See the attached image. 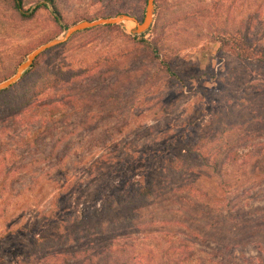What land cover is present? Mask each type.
Segmentation results:
<instances>
[{"label": "rangeland", "instance_id": "1", "mask_svg": "<svg viewBox=\"0 0 264 264\" xmlns=\"http://www.w3.org/2000/svg\"><path fill=\"white\" fill-rule=\"evenodd\" d=\"M39 1L46 0H24L21 12ZM55 2L61 23L53 21L51 5L37 4L24 18L1 5L0 81L30 50L59 36L62 27L117 11L141 20L145 4ZM156 5L166 30L161 36L158 29L145 35L157 44L161 40L159 52L181 68V82L165 80L146 48L127 39L126 22L74 33L41 53L33 70L29 67L0 92V155L5 158L0 163V264H58L77 247L106 262L108 246L116 242L133 244L143 264L173 259L170 245L207 264H264V250L254 243L264 242V72L250 71L228 48L217 49L212 35L222 25L241 24L264 44V0H156ZM110 57L121 58L122 69L115 72ZM88 66L87 74L67 79L68 72ZM47 82L49 94L67 89L79 106L51 117L46 107L38 108L50 99L46 93L33 96L34 89ZM27 98L35 102L31 109L12 115L14 105ZM180 133H189L181 148ZM221 145L222 166L213 173L197 167L187 171L184 179L195 189L146 204L132 219L139 228L119 225L116 235H125L123 240H104L111 235L106 223V235H91L88 243L56 244L62 234L104 224L121 212L129 216L126 209L86 215L113 191L134 188L142 174L157 179L170 157L189 159ZM232 153L236 158L227 160ZM38 237L54 243L45 257L42 246L34 247ZM72 260L65 264L80 263V258Z\"/></svg>", "mask_w": 264, "mask_h": 264}, {"label": "trees", "instance_id": "2", "mask_svg": "<svg viewBox=\"0 0 264 264\" xmlns=\"http://www.w3.org/2000/svg\"><path fill=\"white\" fill-rule=\"evenodd\" d=\"M24 0H0V7L1 5H5L6 9H9V11H12L20 18H24L25 14L21 12V8L23 6ZM37 1V0H35ZM51 6H52V12L56 13V15L59 16V11L56 6L55 0H46ZM145 0H142V3L144 4ZM44 5V4H41ZM145 6V4H144ZM153 6H154V18L152 19L149 27L142 33L136 34V35H129L124 34L127 39L136 41L137 44L141 45V47L146 48L147 52L151 54V57H153L154 61L159 65L160 69L165 74V80L169 79L173 82H181L182 77L181 75V68L175 66L174 64L170 63L168 59H166L163 55L160 54V48L163 47L161 40L160 44H157L153 39H148L145 35L149 32V30H155L158 29L160 36L165 32L166 28L159 22V12L158 7L156 5V0H153ZM221 6V1H219L216 4V7ZM39 7V6H37ZM4 10L3 8H1ZM200 11H204V8H202ZM117 13H125L129 14L131 16H134L126 11H117ZM52 14V13H51ZM58 16H51L53 21H56V17ZM114 27V26H110ZM248 30H246L245 26L241 24H236L232 27L229 26H221L218 29H215L213 32V38L214 43L217 45V49H223L228 48L232 56L241 64L245 65L246 67H249V70L252 72H264V44H261L259 40L255 38H251L248 34ZM73 35V34H72ZM71 35V36H72ZM70 38V37H69ZM68 38V39H69ZM48 50V49H47ZM46 51V50H45ZM44 52V51H43ZM42 52V53H43ZM38 57V56H37ZM36 57V58H37ZM36 58L33 60L30 68H35L37 66V60ZM112 63L110 64V67H113V70L115 68H120L118 65L121 64L120 59L117 57H110ZM107 62V59H104L102 61V65H105ZM101 64V63H100ZM89 68L83 67L82 70L73 72H68L67 79H72L73 77H77L80 75V73L87 74L91 66H88ZM116 72V70H114ZM53 81H56L54 79ZM50 82H47L45 85H38L34 89V95H39L46 93L50 100L44 101L40 104H37L36 106L38 108L46 107L47 114L51 117L55 115L58 112L64 111L66 108L69 107L73 108L76 106H79L77 103V97L75 94L67 91V89H63V94H60L59 96L56 95V93L49 94L50 88ZM3 90H0V92ZM30 98V97H29ZM27 98L24 102L14 105V107L11 109L12 115H16L19 109H22V111H28L31 109L32 105H34L35 102L28 103ZM5 114V113H4ZM181 134V133H180ZM183 137V138H182ZM185 137H189V133L181 134L180 138H177L178 141H180V148L183 145L185 141ZM179 144V143H178ZM196 145V142L192 144V147ZM179 148V149H180ZM222 145L218 146L216 148V152H195V154L191 155L189 159L183 158L181 156H185V154H180L178 157H170L167 159V164L160 168L158 173V178L154 179L149 177V175L143 176L140 175L137 180V184L134 188H130L129 190H125L123 192H116L113 191V196L109 198V200H103L102 203H100L97 207L90 209L87 212L88 217H98V216H108L112 212L116 210H123L126 209L127 213H129V216L122 213L119 214L118 218H114L112 221H104L102 223H98L99 225H95L94 227H90L88 229H85L84 231H75L74 233L68 232V234H62L58 239V246L64 247L65 242H68L69 240V246H75L82 241L87 242V239L91 235H106L105 228H107V224H109V227H111L110 230V237L104 240H114L118 239L117 241L123 240V237L125 235L117 236L116 233L120 231L118 228L120 227V224H123V228H128L131 226H134L136 228H139L141 226H137L136 224H132V219H138L141 214V209L145 207L146 204L152 203L155 201H164L167 198L171 197L172 193L175 192H182L184 189L188 190H194V186L189 183L186 179H184L185 173L192 169L193 167H197L198 169H201V171L207 172V173H213L215 171V168L223 165V161L220 162V157L218 155V151H221ZM233 157H226L228 160H233L236 158L235 153H232ZM5 162L4 155H0V163L3 164ZM176 163V165H174ZM219 171H217L218 173ZM223 184V183H222ZM175 195V194H173ZM53 205H55V201L52 202ZM83 217H76L74 218V222L77 224L79 222L84 221ZM117 227V228H115ZM73 236V238H72ZM89 242V241H88ZM87 242V243H88ZM49 240L42 239L41 237H38L34 241V247L36 246H42L43 251L40 253L42 257H45L46 255L50 254L52 250H54V243L49 244ZM256 245V250L259 252H262L264 250V242L262 239H258L254 241ZM40 244V245H39ZM47 244L48 246H45ZM51 245V246H50ZM231 245V244H230ZM227 246V245H226ZM241 247H246V240H244V243L242 242ZM47 248V249H45ZM109 250L107 251L108 256H106V262H102V258H98V254H91L90 251L74 248L71 253H69L67 256L64 255L61 257L63 261H59L58 264H65V261L67 259H73L72 262L80 258V263L78 264H143L141 263L140 253L136 252L134 250V245L131 243L126 242H116L112 246H108ZM76 249V250H75ZM47 250V252L44 253V251ZM49 250V251H48ZM170 250V254L173 257V259L170 260V258H166L165 262H161L160 264H207L205 260H202L201 258L195 257L193 254L188 253L185 248L184 253L182 251L181 246H173L170 245L168 248V251ZM188 250V249H187ZM101 253L102 251H98ZM147 259L149 260L151 258V253H149ZM145 257V258H146ZM28 258V257H27ZM146 259V260H147ZM102 262V263H101ZM67 264V263H66ZM77 264V263H74Z\"/></svg>", "mask_w": 264, "mask_h": 264}, {"label": "water", "instance_id": "3", "mask_svg": "<svg viewBox=\"0 0 264 264\" xmlns=\"http://www.w3.org/2000/svg\"><path fill=\"white\" fill-rule=\"evenodd\" d=\"M43 3L46 7H50V4L47 1H39L30 6V8L24 13L30 12L35 5ZM154 6L153 0H145L144 11L141 20H137L134 16L125 13L115 14L108 17H100L92 20H81L70 26L62 27V31L59 36L51 38L32 50H30L24 57V59L16 66L14 72L7 78L0 81V90L5 89L16 82L22 74L31 66L33 60L39 56L43 51L56 46L60 43L65 42L72 34L100 25H122L126 22H131L132 25L128 28V33L131 35H136L144 32L150 25L153 18ZM53 16H56V13H52ZM57 21L61 23L60 18L56 17Z\"/></svg>", "mask_w": 264, "mask_h": 264}, {"label": "bare ground", "instance_id": "4", "mask_svg": "<svg viewBox=\"0 0 264 264\" xmlns=\"http://www.w3.org/2000/svg\"><path fill=\"white\" fill-rule=\"evenodd\" d=\"M126 25L129 28L132 25V23L131 22H127Z\"/></svg>", "mask_w": 264, "mask_h": 264}]
</instances>
